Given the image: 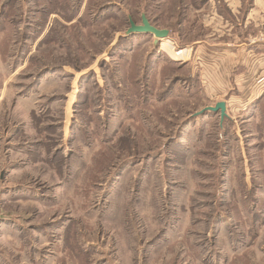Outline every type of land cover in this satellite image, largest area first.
Instances as JSON below:
<instances>
[{"label":"rangeland","instance_id":"374dc122","mask_svg":"<svg viewBox=\"0 0 264 264\" xmlns=\"http://www.w3.org/2000/svg\"><path fill=\"white\" fill-rule=\"evenodd\" d=\"M253 4L0 0V264H264Z\"/></svg>","mask_w":264,"mask_h":264},{"label":"crops","instance_id":"0c3cea01","mask_svg":"<svg viewBox=\"0 0 264 264\" xmlns=\"http://www.w3.org/2000/svg\"><path fill=\"white\" fill-rule=\"evenodd\" d=\"M256 4V0H254V4ZM255 9L252 7V9L248 12L246 18L240 23L242 27H249L250 24V13L253 12ZM253 20V19H252ZM259 26H263L261 24H258ZM257 25V27H258ZM264 28V27H263ZM259 29V28H258ZM246 38V37H245ZM249 45L247 48L248 57H250L251 62H247V64H241L239 65V68L235 72L229 71L228 74L230 75L229 81L230 84L235 86L234 89H243L244 93H246L248 96L252 95L253 92L255 94V91L252 87L254 85V82L256 81L254 78L256 74L264 76V30H256V34L249 36L247 38ZM242 43V42H241ZM255 57V58H254ZM253 61V62H252ZM260 64L262 69H260ZM255 66L258 67V71L254 70L255 74H252L253 69ZM260 69V70H259ZM258 72V73H257ZM246 76V78H244ZM233 88V87H232ZM230 89V88H229ZM258 92V91H257ZM256 92V94H257ZM264 94V88L261 90L260 93L256 96V98H263L261 97V94ZM254 97V96H253ZM252 96L250 98H253Z\"/></svg>","mask_w":264,"mask_h":264},{"label":"water","instance_id":"95a60500","mask_svg":"<svg viewBox=\"0 0 264 264\" xmlns=\"http://www.w3.org/2000/svg\"><path fill=\"white\" fill-rule=\"evenodd\" d=\"M126 33H148L155 37L154 41L157 43L159 39L168 37L169 31L167 29H160L151 25L145 15H142L141 24L136 25L133 21H130V27ZM208 110L214 113L219 112L220 117L223 118L226 115V103L225 101H219L213 107H209Z\"/></svg>","mask_w":264,"mask_h":264},{"label":"trees","instance_id":"16d2710c","mask_svg":"<svg viewBox=\"0 0 264 264\" xmlns=\"http://www.w3.org/2000/svg\"><path fill=\"white\" fill-rule=\"evenodd\" d=\"M249 5H250V1L248 2L247 7L243 8V13H245V11H246V9L248 8ZM147 19H148V18H147ZM148 21H149V19H148ZM149 22H150V24H152L151 21H149ZM132 35H133V34H132ZM261 101H262L261 98H258V99L254 102V103H255L254 107L260 105V104L262 103Z\"/></svg>","mask_w":264,"mask_h":264}]
</instances>
